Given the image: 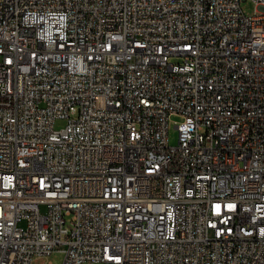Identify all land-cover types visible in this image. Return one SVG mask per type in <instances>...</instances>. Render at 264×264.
<instances>
[{"label": "built area", "instance_id": "1", "mask_svg": "<svg viewBox=\"0 0 264 264\" xmlns=\"http://www.w3.org/2000/svg\"><path fill=\"white\" fill-rule=\"evenodd\" d=\"M58 251L264 264V0H0V264Z\"/></svg>", "mask_w": 264, "mask_h": 264}, {"label": "rangeland", "instance_id": "2", "mask_svg": "<svg viewBox=\"0 0 264 264\" xmlns=\"http://www.w3.org/2000/svg\"><path fill=\"white\" fill-rule=\"evenodd\" d=\"M243 9L245 10L246 13L251 14L255 11V4L253 2H244L242 4ZM174 120H180V117L174 116L171 119V126L169 130V142L171 145H176L178 144V131L174 127ZM64 125H66V120H57L55 126L57 128H61ZM65 257V253L62 251L54 252L52 255L47 256V257H40L36 258L34 260V264H40V263H45V264H63Z\"/></svg>", "mask_w": 264, "mask_h": 264}, {"label": "snow or ice", "instance_id": "3", "mask_svg": "<svg viewBox=\"0 0 264 264\" xmlns=\"http://www.w3.org/2000/svg\"><path fill=\"white\" fill-rule=\"evenodd\" d=\"M216 207H217V211H219V207H220V206L217 205ZM229 207L232 208V207H234V205H230Z\"/></svg>", "mask_w": 264, "mask_h": 264}]
</instances>
